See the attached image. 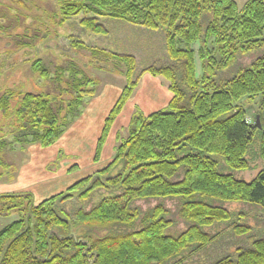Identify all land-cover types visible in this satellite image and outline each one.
Returning a JSON list of instances; mask_svg holds the SVG:
<instances>
[{
  "label": "trees",
  "instance_id": "obj_1",
  "mask_svg": "<svg viewBox=\"0 0 264 264\" xmlns=\"http://www.w3.org/2000/svg\"><path fill=\"white\" fill-rule=\"evenodd\" d=\"M79 14L84 15L81 28L97 35L108 33L101 18L162 31L167 62L152 64L143 73L168 81L170 99L149 114L136 107L127 135L116 136L109 163L64 192L39 203H33L31 193H0V211L21 206L22 197L28 199L18 208L19 216L0 229V264H183L222 240L225 232L251 239L250 244L237 248L235 254L198 258L196 264H264V236L252 233L247 223L251 211L228 206L254 207L264 220V164L248 181L233 174L249 167L246 156L255 137L264 162V111L248 121L242 103L247 98L264 106V55L229 77L221 75L239 56L264 45V0H247L242 7L234 0H60L57 24ZM195 43L202 68L199 76ZM72 45L95 55L115 56L126 65L125 83L95 143L97 160L138 86L136 60L81 40H73ZM32 68L48 77L40 59ZM58 70L61 80L63 71ZM68 70L72 78L62 89L70 94L65 107L55 108L48 93L25 92L10 113V100L19 93L9 89L0 95L3 118L13 116L17 129L42 147L57 143L81 114L85 99L95 94V80L81 69ZM5 146L0 139V155ZM215 157L222 158L227 171ZM103 187L108 191L98 203L76 211L81 233L73 235L70 218L59 202L72 198L73 191L86 198ZM152 199L162 201L146 209L135 203ZM164 202L175 203L182 220L183 228L175 233L169 231L177 222Z\"/></svg>",
  "mask_w": 264,
  "mask_h": 264
},
{
  "label": "rangeland",
  "instance_id": "obj_2",
  "mask_svg": "<svg viewBox=\"0 0 264 264\" xmlns=\"http://www.w3.org/2000/svg\"><path fill=\"white\" fill-rule=\"evenodd\" d=\"M234 1L242 7L247 0ZM59 7L60 0H0V95L9 89L19 93L10 100V113L16 107L20 95L25 92L48 93L55 108L65 107L70 94L62 89L67 87L68 81L72 78L68 74L71 67L83 70L96 82L95 94L85 99L81 114L67 125L64 134L52 146H40L38 142L32 140L30 134L17 129V122L13 116L5 119L0 111V139L6 142L0 155V193H17L22 196L31 193L33 203H39L44 198L64 192L82 177L102 169L112 159L114 147L117 145V134L121 137L127 135V125L136 107L149 114L164 108L170 99L165 88L168 81L160 78L164 82L162 85L148 73H143V69L152 64L162 65L167 62L162 31H151L101 18L99 22L104 24L108 33L97 35L81 28L80 20L84 17L82 14L58 25ZM73 40H81L105 52L133 55L136 60L135 76L139 78L138 86L118 116L104 151L97 160L94 159L95 143L103 120L125 83L126 65L115 56H106L103 52L95 55L90 49L76 48L72 45ZM198 47V43L193 45L197 76L202 72ZM263 55L264 45L260 49L239 56L233 66L221 75L229 77L239 68L249 65L253 59ZM38 59L47 69V78L32 68L33 62ZM59 68L63 71L61 80L56 74ZM105 92L110 94V98L104 97L101 104L100 98ZM242 103L248 109V117L252 121L254 113L264 111V106L260 105L258 100L245 98ZM246 157L249 167L233 171V174L248 181L264 164L259 156L257 137L253 139ZM215 159L221 169L228 170L221 157ZM19 182L24 185L19 187L16 185ZM107 191L104 187L95 189L86 198L77 197L78 191H73L72 198L59 202L61 203L59 208L70 218L73 235L81 233L77 229L76 211L90 209ZM24 198L18 200L23 201L24 204L21 206L0 211V229L19 216L18 208L26 206L28 202V199ZM159 201L162 200L152 199L135 203L141 209H146ZM164 203L170 206L173 212L170 218L177 222L169 231L175 233L183 228L182 220L175 203ZM228 206L233 210L243 208L251 211L250 219L247 220L251 232L264 236L262 212L238 203H228ZM243 238L244 236L234 238L230 232L228 234L225 232L222 240L209 246L197 257L204 261L203 259L214 258L224 252L235 254L237 248L250 244L251 239ZM198 258L183 264H196Z\"/></svg>",
  "mask_w": 264,
  "mask_h": 264
},
{
  "label": "crops",
  "instance_id": "obj_3",
  "mask_svg": "<svg viewBox=\"0 0 264 264\" xmlns=\"http://www.w3.org/2000/svg\"><path fill=\"white\" fill-rule=\"evenodd\" d=\"M151 77L154 78V79H157V80L160 82V84H162V85L164 84V82L162 81V79H160V78H156V77H153V76H151ZM165 88H166V95L169 96V95H170V92H169V90H168V85H166ZM102 96H103V97L100 98L101 104L104 102V101H103V100H104V97H105L106 99H107L108 97L110 98V94H106V92L103 93ZM132 96H133V95H132ZM131 98H132V97H131ZM131 98H130V99H131ZM108 100H109V99H108ZM110 100H111V99H110ZM105 102H106V100H105ZM128 102H129V101H128ZM167 103H168V102H167ZM167 103H166V104H167ZM106 104H107V103H106ZM166 104H165V105H166ZM140 109H141V108H140ZM141 110H142V109H141ZM142 111L144 112V110H142ZM144 113H145V112H144ZM116 121H117V119H116ZM116 121H115V123H116ZM115 123H114V125H115ZM114 125L112 126V128H111V130H110V133H109V135H108V138H109V136H110V134H111V131H112ZM101 128H102V127H101ZM108 138H107L106 142L108 141ZM106 142H105V144H106ZM104 147H105V145H104ZM103 151H104V148H103ZM103 151H102V152H103ZM16 183H17V182H16ZM16 185H18V186L20 187L21 185L23 186L24 184H22V183L19 182V183L16 184Z\"/></svg>",
  "mask_w": 264,
  "mask_h": 264
},
{
  "label": "water",
  "instance_id": "obj_4",
  "mask_svg": "<svg viewBox=\"0 0 264 264\" xmlns=\"http://www.w3.org/2000/svg\"><path fill=\"white\" fill-rule=\"evenodd\" d=\"M256 123L259 127L261 126L259 115H256Z\"/></svg>",
  "mask_w": 264,
  "mask_h": 264
},
{
  "label": "built area",
  "instance_id": "obj_5",
  "mask_svg": "<svg viewBox=\"0 0 264 264\" xmlns=\"http://www.w3.org/2000/svg\"><path fill=\"white\" fill-rule=\"evenodd\" d=\"M250 119L248 118V121H249Z\"/></svg>",
  "mask_w": 264,
  "mask_h": 264
}]
</instances>
